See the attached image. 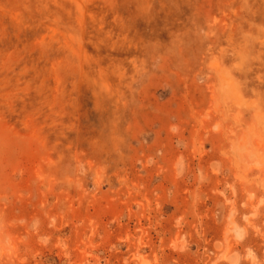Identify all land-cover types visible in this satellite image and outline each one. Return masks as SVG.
Returning a JSON list of instances; mask_svg holds the SVG:
<instances>
[{
	"label": "rangeland",
	"instance_id": "obj_1",
	"mask_svg": "<svg viewBox=\"0 0 264 264\" xmlns=\"http://www.w3.org/2000/svg\"><path fill=\"white\" fill-rule=\"evenodd\" d=\"M0 264H264V0H0Z\"/></svg>",
	"mask_w": 264,
	"mask_h": 264
}]
</instances>
